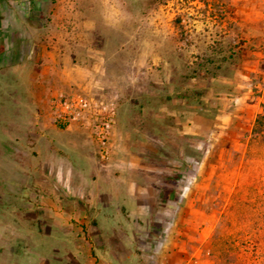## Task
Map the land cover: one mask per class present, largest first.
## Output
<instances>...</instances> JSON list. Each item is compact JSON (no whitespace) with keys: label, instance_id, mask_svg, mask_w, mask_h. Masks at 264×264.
<instances>
[{"label":"rangeland","instance_id":"obj_1","mask_svg":"<svg viewBox=\"0 0 264 264\" xmlns=\"http://www.w3.org/2000/svg\"><path fill=\"white\" fill-rule=\"evenodd\" d=\"M263 107L264 0H0V264H264Z\"/></svg>","mask_w":264,"mask_h":264},{"label":"built area","instance_id":"obj_2","mask_svg":"<svg viewBox=\"0 0 264 264\" xmlns=\"http://www.w3.org/2000/svg\"><path fill=\"white\" fill-rule=\"evenodd\" d=\"M92 108L85 98L79 95H73L64 102L55 104V122L61 127H67L72 121L85 114L91 113ZM106 139V133L101 126L98 130V142L103 145ZM103 152V148L101 147Z\"/></svg>","mask_w":264,"mask_h":264},{"label":"trees","instance_id":"obj_3","mask_svg":"<svg viewBox=\"0 0 264 264\" xmlns=\"http://www.w3.org/2000/svg\"><path fill=\"white\" fill-rule=\"evenodd\" d=\"M258 145H261L262 148L264 149V113L259 115L255 120V124H254V127L252 129V136H251L250 142L248 144V146H249L248 147V155L251 154V152L253 153L254 149L256 147H258ZM261 185H262V190H261L262 193L261 194L263 196V201L261 204L260 213L258 215L259 222L257 221V222H255V224L258 227V229L262 233H264V176L262 177ZM173 194H174L173 190L165 189L163 191V199H171ZM252 220H253L252 217L247 219L248 222H251Z\"/></svg>","mask_w":264,"mask_h":264},{"label":"crops","instance_id":"obj_4","mask_svg":"<svg viewBox=\"0 0 264 264\" xmlns=\"http://www.w3.org/2000/svg\"><path fill=\"white\" fill-rule=\"evenodd\" d=\"M73 32H70V34H72ZM78 34H80V35H85V33H84V31H82V30H80L78 33H77V35ZM78 41H81V40H78ZM65 44V47L69 50V52H68V56L70 55V49H71V47H70V45L69 44H67V43H64ZM78 45H80V46H85V41H81L80 43H78ZM62 60H65V58L63 59L62 58ZM70 67V66H69ZM70 69H72L71 67H70ZM69 82H73V79L70 77L69 78ZM69 84V83H68ZM82 117L80 116V117H78V119L77 120H75V121H73V122H71L67 127H61V126H59L58 125V127L60 128V130H62V131H65L66 132V135H67V142L68 143H70V144H76V143H80V141H81V138H82V134H84V130H85V122H83L82 120ZM79 234L77 233L76 234V236H78ZM64 236H66L67 238H71V236H73V235H71L70 233H68L67 235H64ZM76 238V237H75ZM72 239V238H71ZM74 239V238H73ZM78 239L80 240V239H82L81 237H80V235L78 236ZM11 255H13V263H11V264H19V263H17V259H16V257H15V254L14 253H11Z\"/></svg>","mask_w":264,"mask_h":264}]
</instances>
